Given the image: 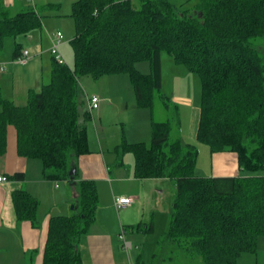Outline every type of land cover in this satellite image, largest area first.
<instances>
[{"label":"trees","instance_id":"obj_1","mask_svg":"<svg viewBox=\"0 0 264 264\" xmlns=\"http://www.w3.org/2000/svg\"><path fill=\"white\" fill-rule=\"evenodd\" d=\"M71 16L74 67L53 57L51 82L31 90L25 106L5 99L0 87V157L13 127L18 156L39 160L45 180L66 182L74 191V213L50 219L43 264H83L81 239L96 221L97 185L78 178L79 159L90 152L91 119L90 95L79 79L126 74L138 108L152 110L163 85V53L200 77L197 141L212 154L236 153L247 175L196 176L198 149L170 140L169 122H152L151 147L124 141L116 152L134 155L135 178L175 182L167 240L203 264H239L255 253L264 236V46L257 44L264 40V0H198L189 9L169 0H78ZM40 18L35 11L11 16L0 0V50L5 38L40 27ZM21 52L16 45L15 58ZM145 62L148 74L137 68ZM161 99L168 107L169 98ZM11 178L24 181L25 175ZM12 202L19 222L40 228L37 198L18 190ZM130 228L153 229L151 223Z\"/></svg>","mask_w":264,"mask_h":264},{"label":"rangeland","instance_id":"obj_2","mask_svg":"<svg viewBox=\"0 0 264 264\" xmlns=\"http://www.w3.org/2000/svg\"><path fill=\"white\" fill-rule=\"evenodd\" d=\"M76 1L78 0H11V16L32 10L41 16V24L38 28L15 37H7L4 40L3 48L0 50V67L5 68L6 71L0 73V79L5 80L2 82L4 85L1 87L2 95L5 99L10 101L17 99V105L25 106L28 103L31 90L39 92L43 85L51 82L53 65V56L50 53L52 47L51 37L58 31H61L64 36L60 52L66 64L71 68L74 67V50L71 41L76 36V26L71 15L73 4ZM169 1L181 6L182 9L193 8L198 2V0ZM138 7L139 4L135 2V8ZM257 44L264 46V40H259ZM16 45H20L21 51L28 50L30 52L31 58L28 64L22 65L17 62V58L14 56ZM147 67L150 69V64L145 62L138 64L137 68L141 72L148 74L151 70L149 71ZM162 67L163 85L162 90L155 95L154 121L159 123L169 122L172 126L170 140H176L182 136V139H186L183 145H195L199 152V168L209 169L211 165L210 149L207 145L197 141L202 97L200 77L191 73L183 65L175 63L167 53L162 54ZM13 75H16L14 81ZM113 78L118 79L116 83L113 82ZM34 79H36V82ZM79 81L83 93L88 94L93 89L107 91L110 87H119V95H117L113 104L107 105L106 112L104 111L103 119L106 120L105 131L116 136H126V139L130 142L135 140L134 128L138 124V114H134L133 110H140L135 107L137 104H134V97L131 105L129 103L130 93L134 95V88L129 76L121 74L98 79L91 76H83ZM161 96L163 99L164 97L169 98L168 107L162 101ZM21 98H24V100H21ZM127 104L130 107H127ZM176 106H178V110ZM128 115H130V118H128ZM131 117L132 122L130 121ZM93 123L94 120L90 119L87 126L93 125ZM139 136L144 138L139 142L151 147L152 125L150 132H142ZM193 136H195L196 140ZM108 161L114 162H109L110 166L124 161L125 166L122 169H127L129 165H134L135 158L132 153L118 156L117 153L110 151L108 153ZM257 174L261 173L258 172L255 175ZM195 175L197 176L196 173ZM151 183L158 182H148L146 184L148 203L143 211L145 216L138 217V215L130 213L125 219L126 221H123L124 225L151 223L153 227L152 232L149 233L127 228L128 238L134 244V248L129 253L132 262L130 264H203L200 256L188 253L184 246H179L176 242L169 241L165 237V233L169 229L171 208L176 193L175 182L171 180L160 181L157 188V184ZM123 187L127 190L125 184L119 183L115 185L116 190H123ZM143 191L145 192V189ZM100 208L102 209L101 214L113 222L114 218L110 215V211L105 206L102 207V205ZM115 213L117 214L116 210ZM120 215H122V212H120ZM130 220H133L132 224H128ZM118 255V253L114 254L116 261H118ZM123 255H125L126 260L122 263L129 264L127 252L125 251ZM239 264H264V236L259 239L257 251L244 254L239 259Z\"/></svg>","mask_w":264,"mask_h":264},{"label":"crops","instance_id":"obj_3","mask_svg":"<svg viewBox=\"0 0 264 264\" xmlns=\"http://www.w3.org/2000/svg\"><path fill=\"white\" fill-rule=\"evenodd\" d=\"M10 3L11 0H2V5L11 15ZM147 69L149 68L147 67ZM5 71V68L0 67V73ZM12 77L14 81L16 75ZM114 78L112 80L116 83L118 79ZM121 80L123 81V79ZM4 81V79H0V87L4 85L2 84ZM34 81L36 82V79ZM118 90L119 87H110L107 91L93 89L89 93V95H98L101 104L98 110L91 113V119L94 120V123L87 126L90 152L79 159L78 178L79 180H92L96 183L99 205L95 223L81 239L80 252L83 264H123L126 260L125 255H123L126 250L121 248L122 243L119 240V234L123 228L128 232V227L136 226L132 224L133 220L128 222V224L132 225H124L123 221L130 213L138 215V217L145 216L143 211L148 203V192L146 191V184L148 182H158L151 183L157 184V188L160 181H170L167 179H137L134 176V165H129V168L122 169L125 166L124 161L114 166L109 165V162L114 163L113 161H108V153L110 151L117 153L116 148L124 141L143 143L139 142L141 139H144L140 138L139 134L150 132L152 122H155L154 109L139 108L140 111L133 110L134 114H138V124L134 128L135 140L130 142L126 139V136H116L115 134L106 133V120L103 119L104 111L106 112L108 104H113V101L119 95ZM133 92L134 95L132 93L129 95L130 105L133 97L134 104H137L135 91ZM21 100H24V98H21ZM12 101L15 104L17 103V99ZM130 105L127 104V107H130ZM135 107L138 108L137 105ZM176 108L178 110V106ZM128 118H130V115H128ZM130 121L132 122V117ZM195 136L193 137L196 140ZM179 139L182 144L186 141V139H182V136ZM117 155L119 156V154ZM114 160L116 159L114 158ZM210 161L211 165L209 169H200L197 160L195 173L198 177H240L247 175L239 169L236 153H210ZM18 172L24 173V181H17L11 178ZM0 175L8 177L7 182L0 183V264H43L44 248L51 217L71 216L74 213L75 198L73 187L66 182L45 180L42 163L39 160L25 159L18 156L13 127L9 128L7 152L0 157ZM119 183L125 184L127 190H125V187H123V190H116L115 185ZM144 189L145 192L143 191ZM18 190L27 191L39 200V229H34L28 221L19 222L17 220L12 202V194ZM123 196L132 197L135 202L131 207L118 211L115 207L114 199ZM101 205L110 211V215L114 218L113 222L101 214ZM120 212H122V215H120ZM120 216L121 218H119ZM126 237L128 241H131L128 235ZM133 248L134 244L128 252L126 251L129 264L132 263L129 253ZM116 253L119 254L117 257L118 261L114 257Z\"/></svg>","mask_w":264,"mask_h":264},{"label":"built area","instance_id":"obj_4","mask_svg":"<svg viewBox=\"0 0 264 264\" xmlns=\"http://www.w3.org/2000/svg\"><path fill=\"white\" fill-rule=\"evenodd\" d=\"M63 33L61 31H58L54 36H52V47L50 49V53L55 58L56 62L60 65H66V61L64 60L61 52L60 47L63 44ZM30 52L28 50H23L20 54V56L17 59V62L26 65L30 61ZM101 104L100 97L96 94H91L88 97V108L89 111L92 113L93 111H96L99 109ZM8 181V177L4 175H0V183H4ZM135 200L132 197H116L114 199L115 207L118 211H122L127 209L128 207H131L134 204ZM127 230L123 228L122 232L119 234V240L122 243V248L126 250L127 252L129 249L133 247V244L131 241L127 240Z\"/></svg>","mask_w":264,"mask_h":264},{"label":"water","instance_id":"obj_5","mask_svg":"<svg viewBox=\"0 0 264 264\" xmlns=\"http://www.w3.org/2000/svg\"><path fill=\"white\" fill-rule=\"evenodd\" d=\"M76 174V169L71 172V175L74 176Z\"/></svg>","mask_w":264,"mask_h":264}]
</instances>
